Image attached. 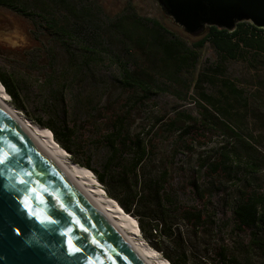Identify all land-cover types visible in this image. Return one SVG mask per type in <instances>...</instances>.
Returning <instances> with one entry per match:
<instances>
[{"label":"trees","instance_id":"obj_1","mask_svg":"<svg viewBox=\"0 0 264 264\" xmlns=\"http://www.w3.org/2000/svg\"><path fill=\"white\" fill-rule=\"evenodd\" d=\"M57 2L61 6L68 0ZM0 5L27 17L47 21L48 24L43 27L60 40L71 36V31L58 23L54 13L44 8L36 12L32 4L24 0H0ZM83 10L92 14L91 7L84 6ZM136 21L145 32L137 42L146 54L154 52L155 56L160 55L158 65L170 73L167 77L169 81H157L146 69L141 71V75L132 72L127 61L121 62V81L146 93H156L155 89L165 92L170 87L182 88L187 94L194 91L199 97L197 115L176 109L170 125L175 127L183 121L180 134L188 136L191 149L205 147L215 141L218 143L213 158L210 154L198 162L200 169L205 168L203 175L208 176L209 184L204 186L193 180L190 185V194L198 197L200 203L192 197L181 200L177 191L167 189V175L148 171V164L154 155L153 146L143 135L131 132L126 116L121 115L110 123H96L95 118L101 111L99 105L75 95L63 112L51 111L52 115L48 118L43 113L35 116L27 108L31 92L22 76L0 68V82L18 109L39 126L49 128L61 147L71 154V159L90 169L108 196L137 218L146 238H164L174 245L176 257L166 252L159 245V240L155 245L171 264H205L188 249L179 226H174L179 223L177 220H182L192 225L197 233L208 235V226H213L220 211L213 198L225 191L219 186L224 183V178L235 182V185L226 188L227 195L231 197L228 207L235 223L234 232L240 234L247 229L252 230L249 243L242 245L240 252L251 256L260 251L263 257L261 264H264V151L260 142V137L264 136V29L249 22L239 23L234 31L212 26L206 35L190 41L155 18H139ZM76 26L78 30L84 29L82 25ZM208 42L213 44L222 62L235 60L246 64L251 71L247 85L257 90L239 86L230 80L227 70L220 63L208 68L212 75L201 73L195 78L193 69L199 62L200 50ZM32 61L37 63L36 59L32 58ZM216 80L222 81L218 95L210 93L206 87V84H215ZM56 93L58 95L59 92ZM77 114L86 116L85 121H90L89 127L94 129V133H86L89 123L79 122L74 117ZM259 129L263 136L257 135ZM213 251L218 264H253L230 257L229 248L225 245L215 246Z\"/></svg>","mask_w":264,"mask_h":264},{"label":"rangeland","instance_id":"obj_2","mask_svg":"<svg viewBox=\"0 0 264 264\" xmlns=\"http://www.w3.org/2000/svg\"><path fill=\"white\" fill-rule=\"evenodd\" d=\"M24 1L34 4L36 7H32L36 12L39 8H44L54 13L59 23L71 31V36L60 41L56 39L53 42L46 35L38 37L35 33V21L20 15L19 20L24 27V29L20 28L24 36L23 42L17 45L19 47H16L14 43L15 46L11 48H2L3 44H0V68L17 73L29 84L31 92L27 98L29 111L35 116L43 113L45 118H48L52 115L51 111L63 112L67 104L71 103L72 96L75 95L81 99L88 98L99 105L101 111L95 118L96 123H110L121 115L126 116L131 132L143 135L153 146L154 155L148 164V171L167 175V189L175 193L177 191L181 200L185 201L192 197L196 203H200L198 197L190 194V185L193 180L201 182L204 186L209 184L208 176L203 175L205 168L200 169L201 165L198 166V162L202 158H208L210 154L213 158L217 152L218 143L215 141L208 146H196L195 149H191L188 136L183 137L180 134L183 121H179L175 127L170 125L176 109L187 110V113L197 115L198 95L194 91L187 94L179 87H170L165 92H158L155 89L156 93H146L142 89L130 87L121 81L123 78L121 62L125 61L129 62L132 72L141 75V71L146 69L148 74L154 76L157 81H169L167 77L170 73L158 65L160 55L155 56L154 52L146 54L137 42V39L145 33L136 21L139 18H155L163 22L162 24L168 29L183 34L187 40L192 41L195 38L174 27L168 20H164L153 0H68L61 6L57 0ZM84 6L92 8L91 15L83 10ZM141 23L145 24L146 21ZM78 24L84 29L78 30L76 26ZM44 42L50 45L49 50H46ZM37 48L42 49V52H38L40 58L31 55V52ZM43 49L46 52H43ZM32 58L36 59L37 63H32ZM217 63L224 65L230 80L239 86L257 90L247 85L251 71L246 64L235 60L222 62L211 42L200 50L199 62L193 69L194 77L201 73L211 74L208 68ZM221 84L222 81L216 80L215 84H206V87L210 93L218 95ZM66 86L67 89H65ZM2 87L7 101L18 109L11 101L3 84ZM55 92H59L58 95L57 93L55 95ZM18 110L28 117L22 110ZM74 117L80 122L85 121L86 116L77 114ZM85 122L89 123L86 133H94V129L89 127L90 121ZM51 133L64 155L73 161L71 154L61 147L52 131ZM257 135L263 136L260 129ZM260 140L263 152L264 136L260 137ZM90 172L98 188L107 194L94 173L91 170ZM226 180L227 178H224V183L219 185L221 189L225 188V191L219 192L213 198L220 211L213 226H208L210 231L208 235L197 233L192 225L182 220H177L179 223L174 228L179 226L184 233L188 249L205 264H218L213 251V248L218 245L227 246L230 257L239 261L261 264L263 257L260 251H255L251 256L240 252L241 246H247L246 244L249 243L252 230L247 229L240 234L234 232L235 223L228 207L231 197L227 195L226 188L235 185V182ZM112 199L119 204L116 199ZM120 207L124 210L121 205ZM131 216L137 223L139 235L148 245L158 250L155 245H158L159 240V245L166 252L177 256L174 245L166 239L146 238L140 230L137 218ZM159 252L164 256L162 251Z\"/></svg>","mask_w":264,"mask_h":264},{"label":"water","instance_id":"obj_3","mask_svg":"<svg viewBox=\"0 0 264 264\" xmlns=\"http://www.w3.org/2000/svg\"><path fill=\"white\" fill-rule=\"evenodd\" d=\"M162 18L192 38L206 35L212 26L234 31L241 22H249L264 29V0H153ZM20 15L0 5V44L11 48L23 42L24 29ZM163 23V22H162ZM25 39V38H24ZM15 43V44H14ZM0 151H8L17 161L16 167L0 165V264H88L91 257L103 264H149L126 234L109 217L104 209L37 139L19 118L0 101ZM31 171L25 180H39L47 186L39 203L33 197V211L43 209L58 223L41 222L23 207L26 185L20 174ZM31 187V185H27ZM48 193H52L49 195ZM60 196L55 198L56 194ZM62 198L66 210L58 206ZM69 212L89 229L83 232L72 223ZM70 234L84 250L70 254ZM95 236L100 242L92 244Z\"/></svg>","mask_w":264,"mask_h":264},{"label":"bare ground","instance_id":"obj_4","mask_svg":"<svg viewBox=\"0 0 264 264\" xmlns=\"http://www.w3.org/2000/svg\"><path fill=\"white\" fill-rule=\"evenodd\" d=\"M0 101L4 103L33 134H35L37 139L78 180V182L95 199L99 206L105 210L109 217L126 234V236L139 250L142 256H144V258L149 262V264H171V262L158 250L154 249L143 240V238L138 233V226L133 217L125 212L110 196L98 188L92 178L90 170L74 161H71L64 155L62 149L54 141L49 128L42 127L34 123L31 119L24 116L18 109H16L7 101L1 82Z\"/></svg>","mask_w":264,"mask_h":264},{"label":"snow or ice","instance_id":"obj_5","mask_svg":"<svg viewBox=\"0 0 264 264\" xmlns=\"http://www.w3.org/2000/svg\"><path fill=\"white\" fill-rule=\"evenodd\" d=\"M17 161L15 160V157L10 154L8 151H0V165H11L13 168L16 167ZM33 173L31 171L28 172H22L20 174V180L19 182L21 184L26 185L25 191L28 193L27 195H24L22 204L25 209L28 210L29 214L32 216H38L41 219V222L48 221L50 223H58L57 220H54L50 215L46 214V212L41 209L38 211H33V204L32 200L33 197H36L39 203L43 204L46 203V201L43 199L44 194L47 192V186L41 183L39 180H25L23 177H31ZM31 185V187H27V185ZM51 195L52 193H48ZM60 194L57 193L54 197H59ZM58 206L62 210H66V205L62 198L58 199ZM69 216L73 217L72 223L76 224L79 229L83 232H88L89 229L85 227L83 223L80 222L78 218L75 217V213L69 212ZM73 232V229L71 227L67 228L66 231L63 233L65 236L68 237L66 240L67 248L70 254L80 253L84 250L83 244L78 245L76 243V240H79V237L73 238L70 234ZM90 242L92 244H99L100 242L96 239L95 236H92L90 239ZM88 264H97V261L91 257L88 258ZM99 264H103V261L101 260Z\"/></svg>","mask_w":264,"mask_h":264},{"label":"flooded vegetation","instance_id":"obj_6","mask_svg":"<svg viewBox=\"0 0 264 264\" xmlns=\"http://www.w3.org/2000/svg\"><path fill=\"white\" fill-rule=\"evenodd\" d=\"M32 6H35L34 4H32ZM36 7V6H35ZM39 11L37 12H40V9H38ZM47 11V10H46ZM18 12V11H17ZM48 12V11H47ZM20 13V12H19ZM22 14V13H21ZM44 14V13H43ZM54 15V14H53ZM52 15V16H53ZM56 16V15H55ZM29 18H32L34 21H35V26H36V30H35V33L38 37L42 36V35H46L47 38L50 39V41H53L55 42V40H59L60 39L55 35L53 34V32L49 31L48 29H46L45 27H43L44 25H47L48 22L47 21H41V19H38V17H34V16H31ZM56 20L58 21L59 23V19L58 17L56 16ZM45 44V47L47 48L46 50H49L50 48V45L46 42H44ZM44 48V47H43ZM46 50L43 49V52H46ZM38 52H42V49L40 48H37L36 50L32 51L31 52V55H34L36 56L37 58H40V55L38 54Z\"/></svg>","mask_w":264,"mask_h":264},{"label":"built area","instance_id":"obj_7","mask_svg":"<svg viewBox=\"0 0 264 264\" xmlns=\"http://www.w3.org/2000/svg\"><path fill=\"white\" fill-rule=\"evenodd\" d=\"M101 186H102V184H101Z\"/></svg>","mask_w":264,"mask_h":264},{"label":"clouds","instance_id":"obj_8","mask_svg":"<svg viewBox=\"0 0 264 264\" xmlns=\"http://www.w3.org/2000/svg\"><path fill=\"white\" fill-rule=\"evenodd\" d=\"M101 184V183H100Z\"/></svg>","mask_w":264,"mask_h":264}]
</instances>
